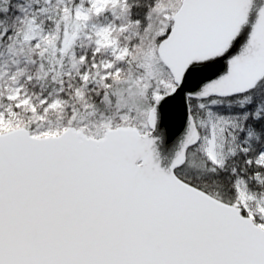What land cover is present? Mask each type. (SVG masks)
Returning <instances> with one entry per match:
<instances>
[{
  "label": "snow or ice",
  "instance_id": "6c2138e0",
  "mask_svg": "<svg viewBox=\"0 0 264 264\" xmlns=\"http://www.w3.org/2000/svg\"><path fill=\"white\" fill-rule=\"evenodd\" d=\"M0 264H264V0H0Z\"/></svg>",
  "mask_w": 264,
  "mask_h": 264
}]
</instances>
